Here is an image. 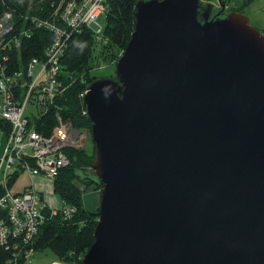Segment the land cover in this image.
<instances>
[{
    "label": "water",
    "instance_id": "obj_1",
    "mask_svg": "<svg viewBox=\"0 0 264 264\" xmlns=\"http://www.w3.org/2000/svg\"><path fill=\"white\" fill-rule=\"evenodd\" d=\"M212 11L139 0L115 77L87 87L100 201L80 264H264V35Z\"/></svg>",
    "mask_w": 264,
    "mask_h": 264
},
{
    "label": "built area",
    "instance_id": "obj_2",
    "mask_svg": "<svg viewBox=\"0 0 264 264\" xmlns=\"http://www.w3.org/2000/svg\"><path fill=\"white\" fill-rule=\"evenodd\" d=\"M201 2L211 5V0ZM105 11V0H59L50 16L5 11L0 17V57L7 63L14 50L19 66V70L0 68V247L11 254L7 264L29 261L34 239L45 222L57 213L68 217L73 212L64 206L50 208L34 185L12 192L9 183L20 173L54 182L69 164L64 151L81 149L84 132L60 115L50 131H38L34 121H41L65 90L60 61L69 39L85 29L99 37L103 27L98 20ZM37 30L50 33L53 40L40 59L21 66L22 42Z\"/></svg>",
    "mask_w": 264,
    "mask_h": 264
},
{
    "label": "trees",
    "instance_id": "obj_3",
    "mask_svg": "<svg viewBox=\"0 0 264 264\" xmlns=\"http://www.w3.org/2000/svg\"><path fill=\"white\" fill-rule=\"evenodd\" d=\"M138 1L105 0L106 11L103 15L105 25L102 34L98 37L85 29L72 35L60 61L63 73L61 78L65 84V90L62 96L55 99L42 120L34 121L38 131L52 130L56 125V115H60L65 121L70 122L75 130L90 132L91 123L83 110L82 94L84 95L87 87L97 80L93 68L103 53L110 49H116L121 53L125 50L134 31L135 6ZM223 1L226 7H229L228 13L241 14L251 2V0ZM58 2L59 0H0V17L5 11H12L21 16L26 14L35 17L50 16ZM52 40L53 36L46 31L32 32L31 37L22 42L19 50L21 66L27 67L32 59H40ZM6 66L19 70L16 51L9 52L7 63L0 57V68H6ZM64 154L69 164L60 170L58 177L54 180V194L60 198L62 206L73 209V212L68 217L63 213H57L49 218L39 230L32 247L34 253L51 250L64 264H80L94 241V228L99 217V209L92 213L83 203V196L87 189L100 193V186L94 180L95 176L91 170L95 158V146L92 155L87 154L83 148H69L64 151ZM78 171L83 174V178L77 174ZM88 172L92 175L90 180H87ZM18 176L13 175L9 183L10 188ZM10 257V252L0 247V264H7L6 261ZM19 264L24 263L20 261Z\"/></svg>",
    "mask_w": 264,
    "mask_h": 264
},
{
    "label": "rangeland",
    "instance_id": "obj_4",
    "mask_svg": "<svg viewBox=\"0 0 264 264\" xmlns=\"http://www.w3.org/2000/svg\"><path fill=\"white\" fill-rule=\"evenodd\" d=\"M221 1L226 7V3L223 0ZM211 6L213 7V12L214 10L216 12L218 8H221L218 0H211ZM243 14L249 18L250 24L256 28V21H262L261 19L264 17V0H251L250 4L243 9ZM98 24H100L101 27H104L105 19L103 16L99 18ZM122 54L123 52L121 53V51H117L116 49L106 50L103 53V55L99 58L100 60H97V63L93 68L95 70L97 80L104 79L106 77H115V68ZM82 132H84V134L81 149L83 148L87 154L92 155L94 153V146L90 137V132L88 130H82ZM77 174L80 176V178L84 177L80 171H78ZM88 174L89 175H87V180H90L92 177L91 172H88ZM94 180H96V178ZM32 185H34V189L39 190L43 194V198L50 208L59 209L60 207H62L60 198L54 194V183L49 180L40 181L37 178H30L27 173H20L14 185L11 187V190L12 192H19L24 188ZM89 189H87L86 193L83 196V203L88 208V210L93 213L97 209H99L100 193H97L95 191L92 192V190ZM24 264L64 263H62L57 258L54 252L46 249L40 252H35L33 257Z\"/></svg>",
    "mask_w": 264,
    "mask_h": 264
},
{
    "label": "flooded vegetation",
    "instance_id": "obj_5",
    "mask_svg": "<svg viewBox=\"0 0 264 264\" xmlns=\"http://www.w3.org/2000/svg\"><path fill=\"white\" fill-rule=\"evenodd\" d=\"M229 11V7H225L224 10H221V8L217 9L216 12L214 10V12L212 11V17H216V16H224L226 13H228Z\"/></svg>",
    "mask_w": 264,
    "mask_h": 264
},
{
    "label": "crops",
    "instance_id": "obj_6",
    "mask_svg": "<svg viewBox=\"0 0 264 264\" xmlns=\"http://www.w3.org/2000/svg\"><path fill=\"white\" fill-rule=\"evenodd\" d=\"M261 20L262 21H256V23H255L256 25L255 26L264 35V17Z\"/></svg>",
    "mask_w": 264,
    "mask_h": 264
}]
</instances>
